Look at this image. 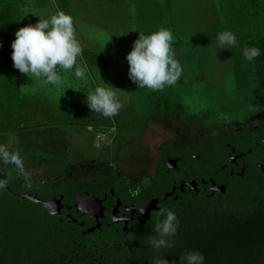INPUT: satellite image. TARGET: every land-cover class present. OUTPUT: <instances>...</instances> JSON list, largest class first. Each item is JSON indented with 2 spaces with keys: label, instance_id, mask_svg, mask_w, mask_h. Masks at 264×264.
Wrapping results in <instances>:
<instances>
[{
  "label": "rangeland",
  "instance_id": "rangeland-1",
  "mask_svg": "<svg viewBox=\"0 0 264 264\" xmlns=\"http://www.w3.org/2000/svg\"><path fill=\"white\" fill-rule=\"evenodd\" d=\"M14 1L25 25L58 10L72 16L82 48L73 70L57 69L59 85L19 75L11 129L0 128V144L4 141L9 151L16 145L32 148L31 153L19 151L32 179L40 181L50 167L87 178L100 162H111L132 177L152 172L157 148L169 135L157 120L188 125L221 121L243 114L245 101L258 96L264 106V97L251 88L248 61L242 54L243 35L264 36V25L234 16L224 0ZM162 27L172 31L182 76L162 91L135 88L127 76L125 55L138 33ZM224 30L233 32L237 42L217 49L216 36ZM10 63L0 57V71L7 72ZM77 66L85 69L84 79L74 76ZM103 82L116 88L123 105L112 118L90 112L85 103L87 94ZM44 147L51 148L49 156Z\"/></svg>",
  "mask_w": 264,
  "mask_h": 264
},
{
  "label": "trees",
  "instance_id": "trees-1",
  "mask_svg": "<svg viewBox=\"0 0 264 264\" xmlns=\"http://www.w3.org/2000/svg\"><path fill=\"white\" fill-rule=\"evenodd\" d=\"M224 1L234 16L264 25V0ZM22 26L25 23L17 2L0 0V54L4 60H11L10 44ZM243 37L245 47L260 49L261 54L249 63L255 69L256 87L264 92V36ZM0 74V91L4 92L0 93V128L10 130L20 72L11 61L10 69ZM108 175H113L111 169L98 178L106 180ZM259 185L257 178L245 180L233 192L232 201H172L162 205L176 213L179 225L173 247L159 252L148 244V237L156 235L155 223L162 218L157 217L158 211L145 225L132 226L128 235L119 233L117 237L112 228L82 234L83 227L62 214L50 215L41 203L0 201V264H152L161 253L169 264H179L178 258L192 250L204 255V264H264V197ZM114 240L121 242L119 248L112 244Z\"/></svg>",
  "mask_w": 264,
  "mask_h": 264
},
{
  "label": "flooded vegetation",
  "instance_id": "flooded-vegetation-1",
  "mask_svg": "<svg viewBox=\"0 0 264 264\" xmlns=\"http://www.w3.org/2000/svg\"><path fill=\"white\" fill-rule=\"evenodd\" d=\"M246 67L251 73V88L264 97V92L254 82L253 65L248 61ZM262 100L259 96L246 100L243 114H235L221 121L188 125L169 118L157 120L168 128L169 135L157 148L152 172L135 177L126 171L116 170L111 162H100L95 172L87 178L71 175L63 167H50L40 181L31 178V182L26 184L14 166L0 164V179L8 180L5 189L0 190V201H33L26 195L36 196L41 201L59 200L62 205L59 215L69 214L75 220L71 223L83 227L81 233L94 226L95 219L77 211L74 201H101L104 211L103 216L98 218L100 227L90 233L112 228L119 237V233L128 235L132 226L145 225L154 212L172 201H232L233 192L250 178L259 180V193L264 197ZM44 148L47 152L43 153L49 156L51 148ZM26 149L16 145L14 151L31 153L32 148ZM109 169L113 175L99 180V174L107 175ZM145 177L149 181L147 185L143 183ZM137 188V195L132 196L131 192ZM67 201L72 203L68 204ZM149 201H158V209L150 212V218L145 223H140L143 216L136 214L135 210L143 208ZM113 210L115 218H125L126 224L124 221L112 222ZM112 244L118 248L121 246L118 240Z\"/></svg>",
  "mask_w": 264,
  "mask_h": 264
},
{
  "label": "clouds",
  "instance_id": "clouds-1",
  "mask_svg": "<svg viewBox=\"0 0 264 264\" xmlns=\"http://www.w3.org/2000/svg\"><path fill=\"white\" fill-rule=\"evenodd\" d=\"M174 42L172 31L168 28L162 27L146 35L138 33L125 55L127 76L135 88L162 91L181 78L183 68L176 59L172 47ZM236 42V35L228 30L219 32L216 36L217 49H229ZM10 48L14 69L31 79L35 78L50 85H59L62 82L57 69L73 70L77 58L82 55V48L75 37L72 16L59 10L46 19L39 18L35 24L19 27L14 32ZM215 53L214 51L213 54ZM242 54L245 60L253 61L261 52L258 47H245ZM73 74L79 79L86 77L85 69L79 66L75 67ZM115 89L103 82V85L90 91L85 97L90 112L107 118L116 116L123 105ZM0 164L14 166L26 184L31 182V174L25 170L19 151H9L0 144ZM143 183H149L147 177ZM7 184L8 180L0 179V190H4ZM138 191L139 188L132 191L131 195L136 196ZM135 212L143 215L144 209L137 208ZM156 215L162 218L155 223L156 235L148 237V244L159 252L173 247L172 238L177 233L179 222L176 213L167 208H160ZM178 259L179 264H204V255L197 250L188 251ZM152 264H169V261L161 253L153 258Z\"/></svg>",
  "mask_w": 264,
  "mask_h": 264
},
{
  "label": "water",
  "instance_id": "water-1",
  "mask_svg": "<svg viewBox=\"0 0 264 264\" xmlns=\"http://www.w3.org/2000/svg\"><path fill=\"white\" fill-rule=\"evenodd\" d=\"M27 198L33 200L32 202L39 204L41 203L42 206L46 209V211L50 215H58L61 211L62 205L61 201L59 200H50V201H41L36 196L32 195H26ZM92 199V198H91ZM157 202L158 201H149L144 207V214L143 220L140 221V223H145L150 218V212L152 210H157ZM74 205L77 211H81L82 213L88 214L89 216L93 217L95 219V225L92 227H89L82 231L83 234H88L91 231H93L95 228H99L100 224L98 223V218L103 216L104 207L101 205V201H74ZM116 208V206H115ZM66 219L71 222L75 221L71 218L69 214H67ZM112 222H118V221H124L126 224L127 220L124 218H115V210L112 211ZM82 224V223H81ZM124 230L126 231V227L124 226Z\"/></svg>",
  "mask_w": 264,
  "mask_h": 264
}]
</instances>
